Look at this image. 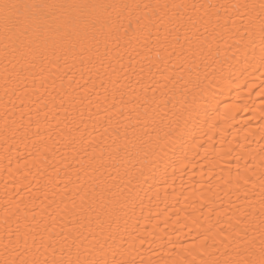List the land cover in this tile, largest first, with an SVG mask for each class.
Returning a JSON list of instances; mask_svg holds the SVG:
<instances>
[{
	"label": "bare ground",
	"instance_id": "1",
	"mask_svg": "<svg viewBox=\"0 0 264 264\" xmlns=\"http://www.w3.org/2000/svg\"><path fill=\"white\" fill-rule=\"evenodd\" d=\"M99 2L216 5L206 33L213 55L218 48L222 61L231 57L236 39L243 36L237 53L240 63L229 61L235 65L230 87L214 89V106L231 118L214 119L215 113H202L188 124L189 131L179 142L161 139L157 147V135L163 137L169 130L166 125L176 119L173 113L180 110L183 100L180 78L187 73L179 70L175 57L158 59L153 54L148 61L123 47H113L112 67L108 60L101 67L95 58L83 64L70 58L67 64L61 60L48 66L43 86L39 68L32 70L34 76L25 73L27 79L19 83L13 73L6 85L0 37V264L5 259H15L17 264L21 260L51 261L49 243L55 247L56 258L67 259L69 248L65 245L61 252L60 233H67L69 227L73 229L69 243L75 238L71 258L79 254L84 264L101 258L108 264H225L237 259L238 249L232 242L235 232L247 229L258 236L252 230L262 219L264 64L259 23H249L258 9L246 13L231 6L259 5L261 0ZM243 53H247L246 65ZM201 71H205L203 65ZM117 76L119 83L113 85ZM145 107L150 112L155 109L158 121H163L151 138L142 135L143 121L138 124L136 120ZM125 137L137 145L131 155L122 150ZM82 158L85 165L95 158L96 167L101 163L105 167L95 173L89 170L86 177ZM101 173L103 199L92 191L101 183L93 177ZM81 184L87 196L78 193ZM129 190L131 200L127 199ZM82 196L89 203L96 201L90 223L80 213ZM50 214L56 217L49 229L53 239L41 227L52 223Z\"/></svg>",
	"mask_w": 264,
	"mask_h": 264
},
{
	"label": "snow or ice",
	"instance_id": "2",
	"mask_svg": "<svg viewBox=\"0 0 264 264\" xmlns=\"http://www.w3.org/2000/svg\"><path fill=\"white\" fill-rule=\"evenodd\" d=\"M216 7L213 4L175 2L140 4L99 2V0H95V2H89V0H73V2L0 0V37L4 44V61L6 62L5 83L8 84L13 73L16 82L19 83L22 79H27L25 73L34 76L32 70L39 68L41 86H43L48 80L46 74L48 66L57 65L61 60L67 64L70 58L79 59L81 64L85 60L88 63H93L95 58L101 67L104 66V61L108 60V67H112L111 60L115 59L112 56L113 47L116 49L123 47L126 52L129 50L135 52L137 56H142L148 61H151L153 54L158 59L165 56L175 57L179 70L187 73L186 78L183 76L180 78L181 87L184 89L183 100L180 110L173 113L176 119H170L166 125L169 130L164 133L163 137L157 135V147L161 139L170 140L175 144L189 131L188 124L200 117L202 113L207 116L211 111L215 113L214 119L231 118L229 113H220L214 106L213 102L216 98L214 89L223 90L230 87V76L235 65L229 64V61L235 59L237 64L240 63L241 57L237 53L241 51L243 36L236 39V51L231 57L222 61L218 48L213 55L211 41L206 33H209V28L213 24L211 10ZM221 7L225 6L221 5ZM231 7L237 11L244 9L246 13L249 9L253 11L258 9L256 16L251 17L249 23L255 21L259 23L261 63L264 64V0H261L259 5L244 4ZM212 31L216 32V29L212 28ZM249 34L251 35V32ZM248 43H255V41L250 40ZM101 45L104 49L103 52H101ZM244 47H247V44H244ZM243 57L246 65L247 53H243ZM8 64L12 65L11 70H9ZM202 65L205 71H201ZM151 66L152 64L149 63V67ZM121 67L123 68V65ZM207 69H211V71H207ZM115 72L116 70L113 68V74ZM112 82L113 85L119 83V77L117 76L116 80ZM54 83L55 81H53ZM189 96H191L190 100ZM54 99L55 97H53ZM113 106L115 107V105ZM158 115L155 109L150 112L147 107H145L142 116L137 115L138 124L141 120L143 121L141 125L144 129L143 136L151 138V132L156 131V125L163 122L162 118L158 121ZM71 142L69 141V143ZM136 149L137 145L125 137L122 150L131 155ZM144 155L147 158L148 153L145 152ZM94 159L88 160L86 165L83 158L80 161L81 170L84 171L86 177L90 174L89 170L95 173L105 167L104 163L96 167ZM100 159L102 161L103 156ZM141 175H143L142 167ZM102 176L103 173L93 179L101 181ZM261 187L264 190V183ZM79 191H83L84 196L88 195L84 184L80 185L78 193ZM92 191L98 192L103 199L105 187L102 181L95 184ZM127 199H132L131 190H129ZM81 201L80 213L89 219L90 223V218L93 213H96L94 206L96 201L93 200L89 203L84 200L83 196ZM65 207L67 208V204ZM75 208L76 205L73 203L72 210ZM260 216L262 217L260 224L252 230L258 232V236L250 235L247 229H238L235 232L232 242L237 246L238 258L226 261L225 264H264V200L261 201ZM109 219L111 222L112 217L110 216ZM55 220L56 217L51 216V224L41 225L43 232L49 233V239H53L49 229L53 227ZM72 231L73 229L69 227L67 233H60L64 241V244L61 245V252L66 245L69 248L68 258H56L55 247L49 243L47 247L53 249V259L51 261L46 259L42 264H84L79 259V254H77V259L71 258L70 250L75 245V238L69 243ZM34 233L35 230H33ZM41 240L43 242V235H41ZM17 243H19V238ZM2 264H17V261L5 259ZM19 264H41V261L38 259H33L30 262L21 260ZM91 264H108V262L101 258L100 261L94 260ZM117 264H121V262H117ZM123 264H133V262L128 261ZM205 264H218V262L206 261Z\"/></svg>",
	"mask_w": 264,
	"mask_h": 264
}]
</instances>
